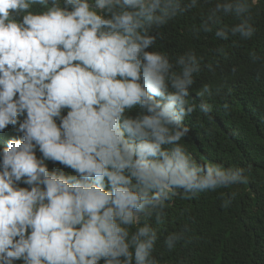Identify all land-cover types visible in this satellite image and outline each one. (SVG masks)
<instances>
[{
    "label": "clouds",
    "instance_id": "clouds-1",
    "mask_svg": "<svg viewBox=\"0 0 264 264\" xmlns=\"http://www.w3.org/2000/svg\"><path fill=\"white\" fill-rule=\"evenodd\" d=\"M258 3L0 0V132L21 134L0 151V264H159L174 198L247 183L244 168L198 163L182 144L185 119L211 110L210 84L190 97L214 65L155 49L193 13L192 39L252 40Z\"/></svg>",
    "mask_w": 264,
    "mask_h": 264
},
{
    "label": "trees",
    "instance_id": "trees-1",
    "mask_svg": "<svg viewBox=\"0 0 264 264\" xmlns=\"http://www.w3.org/2000/svg\"><path fill=\"white\" fill-rule=\"evenodd\" d=\"M197 19L193 13L169 24L155 49L175 57L194 48L215 67L201 73L190 97L199 103L195 90L210 84L212 94L206 99L211 110L205 114L197 109L185 119L188 132L182 144L198 163L242 167L248 180L174 198L159 225L154 256L159 264H264V0L254 9L257 34L246 42L217 41L211 35L192 39L187 27ZM16 127L0 132V151L21 135ZM47 163L49 170L72 174L58 163ZM225 199L230 200L227 207ZM173 231L181 232L182 239L169 250L163 241Z\"/></svg>",
    "mask_w": 264,
    "mask_h": 264
}]
</instances>
